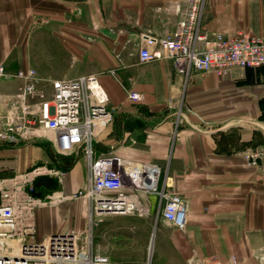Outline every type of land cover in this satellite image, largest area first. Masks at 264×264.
Returning <instances> with one entry per match:
<instances>
[{
    "label": "crops",
    "instance_id": "1",
    "mask_svg": "<svg viewBox=\"0 0 264 264\" xmlns=\"http://www.w3.org/2000/svg\"><path fill=\"white\" fill-rule=\"evenodd\" d=\"M184 12L182 0H0V65L8 73L0 78V113L20 94L21 69H35L40 87L49 88L54 79L96 75L109 94L110 114L94 128L95 157L160 168L156 189L125 178L130 201L146 216L158 214L166 228L155 264L196 258L229 264L233 255L236 264H264V158L260 168L245 158L264 148V67L187 76L171 59L141 63L142 35L171 33ZM202 20L209 36L249 30L264 37V0H206ZM131 90L145 99L129 100ZM27 149L30 159L20 162ZM55 150L67 162H40L31 171L44 158L42 147L0 144V183L28 174L40 185L44 203L33 218L42 238L87 228L83 201L73 197L90 181L84 147ZM9 172L15 175L1 178ZM160 192L187 201L184 229L160 215ZM114 216L124 215L101 221ZM138 245L136 255L115 254L111 245L107 251L115 262L145 264L146 244Z\"/></svg>",
    "mask_w": 264,
    "mask_h": 264
},
{
    "label": "built area",
    "instance_id": "2",
    "mask_svg": "<svg viewBox=\"0 0 264 264\" xmlns=\"http://www.w3.org/2000/svg\"><path fill=\"white\" fill-rule=\"evenodd\" d=\"M182 1L185 3L184 16L171 33L142 35L144 44L138 53L141 63L171 59L187 76L193 71L226 76L236 68L264 67V37L249 30L232 36L223 33L209 36L202 24L206 0ZM6 76V68L1 64L0 78ZM15 76L23 80V85L12 108L0 113V144L18 146L41 133H50L61 153L77 146L84 147L90 181L73 197L83 201L87 235L85 245L80 244L74 230L38 239L35 225L30 224L17 239V228L25 213L33 215L44 202L32 193L34 183L28 174L15 176L10 184L0 183V264H141L115 262L108 255L97 252L94 230L96 223L105 216L134 211L143 214L141 208L130 201L125 178L134 187L156 189L160 168L152 164H130L119 156L95 157L94 128L104 126L110 114L109 94L96 75L51 80L49 94L41 91L35 69H21ZM128 99L141 102L145 95L131 90ZM245 158L250 166L260 168L264 148L246 151ZM262 177L264 179V169ZM160 194L162 218L184 229L189 210L185 198L180 194ZM145 264L152 263L149 260ZM192 264L224 263L196 258ZM229 264H236V256L231 257Z\"/></svg>",
    "mask_w": 264,
    "mask_h": 264
},
{
    "label": "rangeland",
    "instance_id": "3",
    "mask_svg": "<svg viewBox=\"0 0 264 264\" xmlns=\"http://www.w3.org/2000/svg\"><path fill=\"white\" fill-rule=\"evenodd\" d=\"M40 89L46 94H49L51 92V89L46 86H41ZM28 145L42 147L44 152V158L37 159L35 162L38 163L30 169L31 171L42 165L40 162H67L65 155L56 152L53 142V136L50 133H41L39 137L30 141L21 142L18 146L24 147ZM18 158L20 162H24L26 160L28 161L30 159L29 149H27V151H22L20 155H18ZM13 175L15 174L9 172L5 175H1V178L4 179L7 177H12ZM55 180L59 182L58 179ZM55 187L56 185L54 184V188ZM34 196L38 197L37 195ZM123 215L124 216H114L111 219H104V221H99V225L96 224L94 230V245L96 251L102 254H106L110 258H112V253L107 251V248L111 245L112 252L115 254L136 255L139 247V242L140 245L146 244L144 260L147 261L149 259L155 264L154 260L158 256L159 245L161 242L160 236L163 230L166 231L164 225L159 221L157 222L158 214L146 216L140 213H128ZM104 218H106V216ZM34 221L37 226V222L39 223V218L37 221V216L33 218V215L25 213V217L20 220L15 237L18 239L24 227L30 224H34ZM116 226L122 228L117 230L114 228ZM74 231H76L79 236L80 244L85 245L87 235L86 229H77ZM42 235L43 234H41L40 231H36V237L38 239H41ZM113 237H116L117 240L111 242Z\"/></svg>",
    "mask_w": 264,
    "mask_h": 264
},
{
    "label": "trees",
    "instance_id": "4",
    "mask_svg": "<svg viewBox=\"0 0 264 264\" xmlns=\"http://www.w3.org/2000/svg\"><path fill=\"white\" fill-rule=\"evenodd\" d=\"M53 183L55 184V182H53ZM32 193H33L34 195H37L38 197H41V195H42V191H41V189H40V185H39L38 182H35Z\"/></svg>",
    "mask_w": 264,
    "mask_h": 264
}]
</instances>
